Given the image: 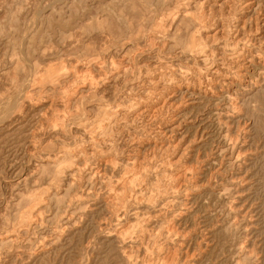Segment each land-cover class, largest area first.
Here are the masks:
<instances>
[{
  "label": "rangeland",
  "instance_id": "obj_1",
  "mask_svg": "<svg viewBox=\"0 0 264 264\" xmlns=\"http://www.w3.org/2000/svg\"><path fill=\"white\" fill-rule=\"evenodd\" d=\"M0 264H264V0H0Z\"/></svg>",
  "mask_w": 264,
  "mask_h": 264
}]
</instances>
